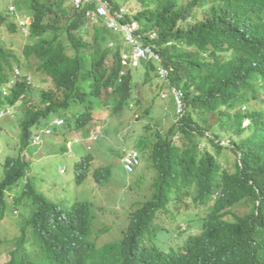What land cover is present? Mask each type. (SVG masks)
Segmentation results:
<instances>
[{
    "label": "trees",
    "instance_id": "1",
    "mask_svg": "<svg viewBox=\"0 0 264 264\" xmlns=\"http://www.w3.org/2000/svg\"><path fill=\"white\" fill-rule=\"evenodd\" d=\"M133 1L137 5L132 9L138 10L120 20L140 23L144 41L157 45L162 65L168 69L162 89L176 87L185 97L181 123L168 133L169 137L176 131L185 134L184 147H176L164 135H157L158 141L152 146L158 184L156 199L149 203L166 205L167 201L192 196L206 205L211 203L214 214L205 217L202 233L189 236L179 251L166 255L160 249H148L126 262L120 258L126 250L125 243L101 248L94 242H84L88 231L85 233L82 216L71 210L63 216V205L43 195L37 196L42 206L32 224L57 230L63 240L80 235L82 240H72L78 249L76 264H264V0H108L115 15L121 6ZM12 4L19 10L29 8L34 18L31 36L36 42L24 49L23 60L0 37V88L11 81L15 66L30 67L32 57L38 59L39 71L55 78L63 79L68 72L92 77L104 69L109 74L107 84L117 82L124 46L122 32L97 27L95 41L100 45L102 40L112 39L116 48H104L106 53L100 63L108 60L105 68L103 64L80 67L78 61L72 63V59L62 60L61 56L63 40L76 47L85 44L83 36L75 34L82 29L85 15L74 10L70 0H0V29L15 32V16L9 11ZM152 31L158 32L155 40L149 38ZM49 35L52 40L46 39ZM160 64L143 62L138 71L142 74L141 86L156 83ZM103 77L98 75L100 81ZM132 80L134 73L130 72L118 84L116 95L122 96L129 89L128 95L136 91L141 101V89ZM12 89L9 97L1 92L0 108L36 90L26 77L18 78ZM28 113L34 121L30 109ZM246 119H250L249 125H245ZM221 137L229 143L223 144ZM203 142L207 146L200 147ZM62 149L67 150L64 146ZM86 162L87 159L75 162L79 178L87 175ZM29 166L22 157L8 158L6 178L0 183V204L5 201V189L14 183L24 189V195L32 196L34 186L22 182ZM247 204L253 208L242 214L239 207ZM146 208L135 218L151 212L150 206ZM217 219L224 223L223 231L212 226ZM135 230L132 226L128 231V240ZM43 244L42 264L64 260L56 255L60 244L47 237ZM22 262L33 263L26 262L25 256L19 264Z\"/></svg>",
    "mask_w": 264,
    "mask_h": 264
},
{
    "label": "clouds",
    "instance_id": "2",
    "mask_svg": "<svg viewBox=\"0 0 264 264\" xmlns=\"http://www.w3.org/2000/svg\"><path fill=\"white\" fill-rule=\"evenodd\" d=\"M70 1L74 10L85 15L82 29L80 32L75 33L77 36H83L85 44L81 45V47H76L69 40H63L61 43L62 60L72 59V63L78 61L80 67L89 66L92 68L91 65L103 64L105 68L108 60L100 63L103 59L102 54L106 53L104 48L107 50H109L108 48L111 50H115L116 48L115 40L108 39L107 41V39H104L100 45L95 41L96 31L98 32L99 29L97 27L105 26L108 31L118 30L123 33L122 41L124 46L120 56L121 70L117 82L115 81L111 84H107L109 74H105L104 69L98 74L104 75L101 81L96 74H93L91 77L84 73L73 74L70 72L61 79L60 77L55 78L53 75H49L44 70L39 71L38 59L32 57L30 67L15 66L11 81L0 88V94L2 92L4 97H9L17 79L22 80L26 77L33 88L36 89L35 92L32 90L29 93L22 94L17 102H5L0 108V128H2V132L4 127L2 125L3 119L20 116L18 123H16V127H19V132L16 134L18 135V141L14 144L11 138L4 135L6 143L0 149L2 150L0 151V156H2L0 160H3L5 174L0 183L6 178L8 158L22 157L30 164L22 182L26 185L31 182L35 190L32 191L29 187L33 193L32 196L24 195V189L19 185L17 186L16 183L11 184L10 188L5 189V201L0 204V247L5 246L8 249L10 258L1 264H19L22 256H25L26 262L32 260L33 263L37 261L38 264H42V258L45 257L43 244L45 237L60 244L56 255L63 257L64 260H56L53 264H76L78 249L76 243L72 240H77L78 238L82 240L80 235L76 234L63 240L62 236L57 234V230L42 228L32 224V219L35 215H38L42 206L37 196L43 195L46 199L48 198L54 203L62 205L51 196L45 194L47 188H58L60 183L53 185L52 180L48 181L45 177H40L42 173L40 174L39 172L30 174L36 165L35 158H44L51 152H57L59 155L65 156L76 154L71 148L73 144L81 142L85 146V151H80L76 154L78 156L76 161L87 159L84 167L88 169V172L85 177L81 178L75 172L76 181L79 184L86 181L91 168L94 167L95 170L91 173V176L94 175L95 180L102 184L103 179H107V175H110L116 162L108 165H105L103 161L100 162L96 154L92 153V149L96 146L94 142L97 139L100 140L101 137L106 139V143L111 146L114 158L118 159V161L120 160V166L123 167V170L127 173L138 174L140 172L139 168L143 165L144 151L136 145H126V141L130 139L131 132L134 135H141L149 140L146 147V150L149 149V171L153 170L155 177L148 184V187L139 190L125 185L123 188L121 187L120 192L121 195L123 194V199L116 198L115 196L110 198L102 197L101 199L95 197L92 201L78 199L75 202L68 203L65 207L62 206L65 208L63 216L66 215L68 210L79 213L82 216L86 227L85 233L88 231L87 240L84 242L91 244L94 242L97 247L101 248L105 245L125 243L126 250L120 255V258L124 262L139 257L148 249H160L166 255L171 254L173 251H179L189 236L202 233L205 217H212L215 211V209L211 208V203L206 205L200 201H196L192 196H184L182 199H176L172 202L167 201L166 205L158 206L149 203L156 199L158 184V168L152 155V146L154 147L158 141L157 135H164L163 137H166L172 129L171 127L175 125L179 126L181 123V119L185 114L184 93L176 87L171 88L170 91L167 88L162 89L165 77L168 75V69L162 65L163 56L158 51L157 45L151 41H144L140 31L142 27L137 20L124 22L120 20L126 14L137 11L138 9H132L135 5L132 7L129 4L123 5L119 14L115 15L110 9L108 0H103L102 2L91 0L85 4H78L76 0ZM102 5L106 6L108 14H101L99 12V8ZM9 11L15 16L14 21L17 25L15 32H21L31 38L29 43H26L24 46L21 54L13 48L25 60L24 49L29 45L34 46L36 42V39L31 36L34 18L30 14V11L29 14L21 12L16 4L9 6ZM149 38L153 40L157 39L158 32L152 31ZM46 39L52 40L50 35ZM142 50L144 54L140 55L139 53ZM144 61L161 63L157 70L159 75L156 78V83L149 85L152 88L150 90L152 91V95L148 99L147 104H144L142 97H140L141 101H139L138 96L135 94L136 91L133 93L131 91V95H128L129 89L126 94L117 96L116 91L120 89L118 84H122L125 76L130 72L134 73V80H132L134 86L142 88L140 81L142 74L138 71ZM70 65L73 66V64ZM40 75H42V79ZM168 93L173 96L171 105L163 107L162 111L157 113L156 110L159 105L156 100L159 98L158 96L161 94V97L165 98L169 95ZM173 102L177 112V119L174 118L175 121L172 119L171 126L165 128L167 121L165 117L170 108L173 107ZM28 109L32 111V116L35 117L34 121L29 118L30 113H28ZM166 110L167 112L165 113ZM124 117L129 119H124ZM161 119L163 120L162 125L156 127ZM115 120H118V123L111 130V125ZM247 120L248 123H246ZM27 123L28 134L25 132V124ZM249 123L250 119H246L245 125H249ZM21 128L22 133L19 136ZM111 134L112 142L110 141ZM77 135L82 137V139L79 140ZM53 137L56 138L54 143L56 147L52 151H48L50 147L44 148L43 145L50 146L49 143L46 144V140L48 138L53 139ZM114 139L122 141L125 145L122 148L116 147L113 144ZM221 139L222 142L226 140L224 137H221ZM169 140H172L176 147L183 148L186 136L182 132L176 131L173 136L169 137ZM226 141L228 142V140ZM203 143L201 144L202 146ZM201 145L200 147H202ZM32 146L38 147L32 148ZM63 146L66 147V151L62 149ZM8 148H12L14 151L10 153ZM36 149L39 151V154L36 152ZM97 160L99 162L95 168ZM225 165L234 166L233 163H225ZM66 170L65 168H61L59 172L60 174H64ZM145 174L142 171L141 175ZM152 184L154 185L153 188ZM92 187L99 188L103 195H106L101 185L92 184ZM100 203L105 204L102 205ZM10 204L13 207L11 214L15 216L21 214L22 205L29 206V218L24 222L16 224V226H19L18 231H13L11 226L10 229L12 231H10L9 228L7 229L2 225L5 218H8V220L12 219L9 215H5ZM117 206H119V209L116 208ZM146 206H150L149 211L151 212L144 213L135 218L137 212L147 210ZM239 208H241L239 211L242 214H247L252 210L253 206L247 204ZM123 210L128 213L129 222L126 228L122 229L127 216L120 217V220L116 224L108 222L110 215ZM182 216H185L183 219V222L186 223L185 227L181 225L180 219ZM166 222L174 226L169 227L165 224ZM132 226L136 230L130 234V239L128 240L127 233L132 229ZM212 226L222 231L225 228L224 223L219 219ZM115 227L120 228V237L117 235L116 237L109 236L106 240L101 239L103 233H107ZM3 231L6 232L4 236L2 234ZM1 259L2 251L0 250V262ZM20 264L25 263L22 262Z\"/></svg>",
    "mask_w": 264,
    "mask_h": 264
},
{
    "label": "rangeland",
    "instance_id": "3",
    "mask_svg": "<svg viewBox=\"0 0 264 264\" xmlns=\"http://www.w3.org/2000/svg\"><path fill=\"white\" fill-rule=\"evenodd\" d=\"M133 5H137V3L130 2L129 6L132 7ZM29 8H26L24 10H21V12H24V14H29ZM0 37L3 39V42L6 43L8 47L14 48L16 52L19 54L22 53V50L26 43H29L30 37L27 36L26 34H23L21 32L19 33H12L10 32L7 28H2L0 29ZM152 88L150 86H142L140 93L141 97L144 100V104L146 105L148 102V99H150V96L152 95ZM161 92V89H160ZM169 95L166 96L165 98L158 96L159 98L156 100L157 104L159 105L158 109L156 110L157 113H160L163 109V107H167L168 105L170 106L173 100L172 94L168 93ZM167 110L165 111V113ZM20 116L17 118H10V119H3L2 120V125L3 127V132L2 128H0V149H2V146L6 143L4 135H6L8 138H11V141L15 144V142L18 141V138L16 135L19 132V127H16V123H18ZM166 123H165V128H168L171 126L172 119L176 118L177 119V112L174 106L173 102V107L170 108L168 114L166 115ZM124 119H129L127 117H124ZM175 121V119H174ZM163 120L158 123L157 126L162 125ZM118 120L113 121L111 125V130L115 128L117 125ZM248 123V120L246 121ZM11 127V128H10ZM13 132L11 133V131ZM35 131V130H34ZM11 133V134H10ZM22 133V128L20 129L19 136ZM112 134L110 135V141L112 142L111 139ZM77 138L79 140L82 139L79 135H77ZM54 139V140H53ZM48 138L46 140V144L49 143L50 146L43 145L44 148L50 147L48 151H52L54 146V143L56 141V138L53 137ZM127 146H138L143 153V165L139 168L140 172L138 174H132V173H127L125 170H123V167L120 166V160L114 158V154L112 153L111 146L106 143V139H103L101 137L100 140H96L94 144L96 145L92 149V153L96 154L98 157V160L103 161L105 165H108L110 163L116 162V165L114 168L111 170L110 175H107V179H103V183L100 184L97 182L94 178V175L91 176V173L95 170L94 167L91 168L90 174L87 178L86 181H84L82 184L77 183L76 178H75V170H74V165L75 161L77 159V155L80 151H85V146L81 142H77L73 144L71 150L74 151L76 154H72L70 156H65V155H59L57 152H51L44 158H35L36 165L33 168V170L30 172L35 173L39 172L41 175L40 177H45L48 181L52 180L53 185L56 183H60V186L58 188H47L46 189V195L51 196L56 202L61 203L64 207L67 206L68 203L70 202H75L78 199H85V200H94L95 197L102 198V197H116V198H122L123 194L121 195V187L123 188L125 185H129V187L137 188V189H146L148 187V184L152 182V179L155 177V172L149 171V152L146 150V147L149 143V140L147 138L142 137L141 135H134L132 132L130 134V139L126 141ZM222 143L228 144L226 140H224ZM113 144L118 147L122 148L125 144L117 139L113 140ZM207 143H203L202 147H205ZM8 146V145H7ZM38 146H32V148H37ZM212 148V146L210 145ZM2 151V150H0ZM8 151L12 153L14 150L12 148H8ZM36 152L39 154V151L36 149ZM234 156L235 154L232 153ZM65 156V157H64ZM2 158V156H0ZM228 158V156H227ZM235 159V157H234ZM96 163L95 168L98 166V161ZM65 168L67 169L64 174H60V169ZM142 171L146 173L145 175H141ZM5 174V169L3 165V160H0V180L3 178ZM44 174V175H43ZM92 184H97L101 185L103 188V191L106 195H103L101 190L99 188H94L92 187ZM154 185L152 184V188ZM148 191V190H146ZM125 193V192H124ZM145 193V190H144ZM123 199V198H122ZM109 202V201H108ZM104 205L105 203H100ZM128 205V204H127ZM12 205L10 204L6 210L5 215H9L11 220H8V218H5L2 222L3 227H6L7 229H10V226L13 228V231H18L19 226H16L17 223L24 222L26 221L27 218H29V206L28 205H22L21 206V214L18 216H15L11 214L12 210ZM119 209V206L116 207ZM127 216L126 222L124 223L122 229L126 228L128 226V213L123 211H119L118 213L110 215L108 222L116 224L118 220H120V217H125ZM105 217V216H104ZM185 216H182L181 220V225L183 227L186 226V223L183 222V219ZM169 227L174 226L171 223L166 222ZM105 228V227H104ZM4 230V229H3ZM12 231V229H10ZM106 231V230H104ZM5 231L2 232L3 236L5 235ZM118 237L121 236L120 233V228H113L107 233H103L101 235L102 240H106L109 236L111 237ZM101 244V243H99ZM0 250L2 251V259L1 262H4L6 260H9L10 256L8 254V249L5 246H1Z\"/></svg>",
    "mask_w": 264,
    "mask_h": 264
},
{
    "label": "built area",
    "instance_id": "4",
    "mask_svg": "<svg viewBox=\"0 0 264 264\" xmlns=\"http://www.w3.org/2000/svg\"><path fill=\"white\" fill-rule=\"evenodd\" d=\"M87 1H91V0H76V2H77L78 4H85ZM99 1L102 2L103 0H99ZM99 12H100L101 14H108L105 5H102V6L99 8ZM139 54H140V55H141V54H144V51H143V50L140 51Z\"/></svg>",
    "mask_w": 264,
    "mask_h": 264
}]
</instances>
